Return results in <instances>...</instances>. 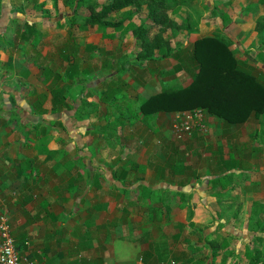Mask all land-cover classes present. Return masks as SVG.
I'll list each match as a JSON object with an SVG mask.
<instances>
[{"label": "crops", "instance_id": "obj_1", "mask_svg": "<svg viewBox=\"0 0 264 264\" xmlns=\"http://www.w3.org/2000/svg\"><path fill=\"white\" fill-rule=\"evenodd\" d=\"M226 1L231 15L236 7L232 6L234 0ZM222 3L207 0L206 9H220ZM248 3L243 8L244 17L233 19L239 26L247 17L256 15L250 29L264 37V32L254 30L262 18L261 12L264 14V5ZM197 5V0H192L176 13H169L178 23L188 19L190 28L184 32L193 42L214 29V24L205 22L198 13ZM214 18L220 20L219 16ZM10 19H1L0 36L8 22L20 26L25 18L23 12H18L15 19ZM25 20L21 26L35 23L32 18ZM21 30L24 26L17 32L18 39L28 43L17 45L23 56L16 49L0 50V195L6 203L17 250L43 264H198L201 260L204 264H212L213 260L220 264L222 259L224 264H249L247 251L253 249L254 237L264 238V230L255 223L258 218L264 221V143L259 149L255 144L259 138L264 142V125L258 123L249 130H239V124L223 125L206 114L205 121L211 126L209 135L195 130L188 146L198 147L199 153L205 146H214L206 166L203 160L196 170L189 163L172 160L173 153H178V140L164 115L175 112L157 113L147 119L140 115L133 126L146 134L147 147L139 151L142 155L149 153V159L142 161L139 157L126 163L118 156L111 162L112 167L101 166L104 174L96 173L94 151L100 147H90L99 133L94 132L98 126H93V122L102 116V110L106 116L113 105H119L117 120L122 123L118 126L124 131V127H130V110L135 108L139 114L138 102L145 99L137 95V90L146 89L145 80L140 79L142 69L136 65V85L127 84L130 69L119 75V68L125 63L119 68L114 66L124 54L120 48L119 52L112 50L117 55L107 45L103 48L107 38L94 27L83 28L76 36L68 30L66 41L50 55L47 47L39 48L45 36L37 27L36 45L34 40H22L18 34ZM180 32H174L175 36L181 38ZM122 38L132 39L133 44L132 36L112 40ZM97 57L99 63L94 64ZM70 63L76 69L67 77ZM48 68L51 72L46 75ZM63 87L70 90L65 95L79 98L78 102L71 110L52 112L49 88ZM108 87L118 89L126 99L114 103L101 100V92ZM132 87L136 93L130 98L125 92ZM94 94L99 96L98 108L92 110L91 118L82 113L91 106L79 109V104L81 98L88 103ZM251 119L263 118L253 115L248 121ZM61 121L68 126L64 131ZM35 124L44 126V133L49 136L46 146L38 140ZM135 130L125 133L124 142L138 135ZM121 146L124 147L123 142ZM125 150L131 156L137 151ZM199 166L204 167V172L199 171ZM108 167L127 171L130 188H124L122 180H114ZM255 202L263 207L257 213L252 209ZM255 248L261 250L259 263L263 264L264 239ZM215 251L217 255L213 257Z\"/></svg>", "mask_w": 264, "mask_h": 264}, {"label": "trees", "instance_id": "obj_2", "mask_svg": "<svg viewBox=\"0 0 264 264\" xmlns=\"http://www.w3.org/2000/svg\"><path fill=\"white\" fill-rule=\"evenodd\" d=\"M192 0H108L96 8L93 4L88 5V14L82 16V27H94L95 31L100 32L103 38L115 39L124 36H132L133 43L137 48L135 56L137 58L136 65L142 66L146 61H165L170 57L180 58L182 53L181 47L176 45L174 32L189 31L190 24L187 20L181 23L175 21L169 13H176L181 6L190 5ZM74 6L80 7L85 5L88 0H73ZM146 9V14L143 21H138L136 13ZM254 7V6H253ZM22 11H20L21 13ZM122 12L127 14L119 20H113L112 15ZM211 13L215 17H220V25L214 28L208 36L196 39L190 48V59L195 63V70L191 80L185 85H170L165 89H160L158 92L142 99L139 104V112L143 118L153 117L157 113L169 114L170 112L191 111L200 109L226 124L242 125L248 121L251 116H262L264 120V77L256 75L250 70L245 69L246 61L240 63V59L232 51L231 46L237 45L230 31L237 26L238 21L231 20L222 9L214 6ZM71 22L75 21L74 15L68 18ZM36 23L24 24V30L19 31V36L22 40L29 41L36 35ZM58 24H61L60 22ZM232 24L231 28H225ZM257 32H264V19H259L254 26ZM1 37V36H0ZM263 37V36H262ZM262 40V39H261ZM264 40V39H263ZM262 40V42H263ZM34 39V45L37 44ZM90 46L89 48H91ZM247 55V54H246ZM142 63V64H141ZM260 66V65H258ZM262 71V68L257 67ZM74 64L70 63L67 67L65 76L69 77L70 71L73 72ZM124 66L119 68L118 74L123 75L127 72ZM50 68L46 69V75H49ZM264 74V70L262 71ZM74 73V72H73ZM159 79V74L156 75ZM55 84V83H54ZM52 99V112L58 109L71 110L74 103L78 102L77 97L66 96L65 93L70 92L69 88H49ZM101 100L106 103H114L116 100L126 96L119 93L116 88H106L101 92ZM105 96V97H104ZM127 104V103H126ZM79 109H85L91 104L81 98ZM129 108L131 107L128 105ZM96 111L97 106H94ZM80 116V115H79ZM121 120H116L115 123H109L105 126L97 127L94 132L106 131L112 128L115 131V126L121 124ZM60 128L65 130L67 125L64 122H59ZM36 136L43 145H47L49 136L44 132V126L35 124ZM29 140L28 143H31ZM107 171L112 173L114 180H122L124 188L129 187L127 171L113 169L108 167ZM104 178V177H103ZM113 180V181H114ZM221 183V181H220ZM225 187V184H222ZM264 207V206H263ZM261 204L253 203L252 209L257 213L258 209H263ZM261 218L256 220L257 227L263 231L264 221ZM262 237H254V245L251 251H247L249 264H261V250L255 248V244L262 241ZM212 243H209L211 246ZM217 252H213V257H216ZM202 256H205L202 254ZM214 260L213 263L214 264ZM224 259L220 264H224ZM198 264H204L201 260ZM264 264V263H263Z\"/></svg>", "mask_w": 264, "mask_h": 264}, {"label": "rangeland", "instance_id": "obj_3", "mask_svg": "<svg viewBox=\"0 0 264 264\" xmlns=\"http://www.w3.org/2000/svg\"><path fill=\"white\" fill-rule=\"evenodd\" d=\"M219 1L223 2L222 4H220V7L222 8V11L230 17L231 20H234L233 16L236 17L235 20L239 18L241 19L242 17H244L243 8L245 7L246 2L247 3L249 2L250 4H257V5L263 4L264 5V0H247V1L246 0H234L233 3L232 2L231 3H232V6L235 5L236 7L232 9L233 11L231 12V15H229L228 3H224L227 1L226 0H219ZM90 3L96 6L97 9H99L101 5L107 2L106 0H88V2L85 5H82L76 8L74 6L75 2H73V0H0V8H1L0 9V25H2L3 23L1 19H6L7 17L11 19H15V13L22 11L24 18L25 19L32 18V21L36 23L35 26L37 27V31L39 29V32H41L42 35L45 36V38L43 39L44 43L39 48L42 50L44 47H47L49 51L47 55H50L52 52H54V50H56L55 47L57 45L59 46L60 44L61 46L63 42L66 41L68 30L72 32V34L74 33L75 36L80 34L81 29L79 28L82 27V23H83V20L81 17L82 16L84 17L88 14V5H90ZM206 3H207V0H197L198 5L196 8L198 9V13L203 15L205 22L209 20V23L214 24L213 27L216 28L218 25H220L221 21L218 19H217L218 21L215 20L216 19L214 18L215 16L209 13L211 8H207L208 9L207 10ZM237 4L239 6H237ZM10 7L12 8V10H10ZM62 11L64 12L63 14L61 13ZM259 11L261 12V10ZM136 14L137 15L135 16L137 20L139 22L143 21L144 16L146 14L145 7L143 8L141 12L139 13L137 12ZM256 14L259 15L258 11ZM72 15H74V18H75L74 22H71L68 19ZM126 15L127 14H124V13L122 14V12H119V13L113 14L111 17L113 20H119L122 18L123 19L126 18L125 17ZM262 15L264 16V14L261 12V15L259 17H262V19H264ZM25 19L21 20L20 23L23 24V22L26 21ZM247 19L248 20L244 22V25H239V26H236L234 29H232L231 27L232 24H231V25H228V27L226 26L225 28L232 29V31H230V34L232 35L235 42H237L239 47H237V45H232L231 49L236 54L238 59H240V63L241 64L244 63L246 59L248 58L247 61L245 62L246 63L245 69L250 70L256 75L262 76L263 78L264 74L262 71L264 70V51H262V49L264 48V46L261 47V44H264V40H263L264 37L262 36L260 37V35L254 34L253 31L250 29V26H253L254 24L256 15H253L252 17H247ZM58 20H60L59 22H63V24L55 23ZM16 21L17 20H14L13 22H16ZM51 21L53 22L51 23ZM21 24L20 26L16 25V23L12 24L11 22H8V24H6L7 27L3 29L4 31L1 33L2 35L0 37V50L5 48L10 51V48H11L13 51V49H16V52L18 53V55L23 56L22 55L23 52L20 50V48H18V46L21 44L22 45L26 44L27 46L28 43H24L23 41L19 40L17 37L18 30L20 28L23 29V26H21ZM67 27L70 29H68ZM184 31L185 30L179 33L181 35V38L180 37L176 38L177 40L176 45L180 46L182 50V53L180 54V59L170 57L168 60H165V61L159 60L156 63H152L151 61L149 62L146 61L143 64L141 63L142 66H139L140 64L138 65L143 71V73L140 76V79L143 81L145 80L144 87H146V89L137 88L139 89L137 90L138 92L137 95H139L141 98L149 97L150 95L158 92L160 89L162 88L165 89L169 87L170 85H181V86L185 85L191 80L192 74L195 70V68L191 67V65H194L195 63L190 59V48L192 46L193 40H192V37L190 35H187L186 32ZM204 33H206V30L204 31ZM261 39L263 40V42ZM30 40H31L30 43H33L32 40H34V38ZM102 42L103 41L101 39L100 44ZM133 44H132V39H129V38H124V39L122 38L118 41L106 39V44L102 43L103 48L106 45H107L106 47L107 49L111 48L110 51L113 53V55H117V54H115V52H113L112 50L114 49L118 50L119 48L121 52L124 54L122 57L118 58L117 64H115L114 66L115 68H119V66L122 65V62H123L125 63L123 64L125 68L130 69L129 71L130 75L128 77L126 76V79L128 80L127 84L129 85L131 82L132 84L135 83L136 85V79L133 73H135L136 70H138L135 64L137 60L135 56L137 48ZM117 52H119V50ZM93 61L92 62L94 64L99 63L98 57L94 58ZM0 63H1V60H0ZM257 67L262 68V71ZM107 73L108 72H106V74ZM158 74H159V79L156 76ZM125 93H127L128 96L130 95V98H131V96L135 97L134 93L136 92L134 88L132 87L130 90L126 91ZM98 98L99 96H97V94H94V97H92V99L88 102V103L92 102L90 103L91 107L88 108V112L86 113L82 111L83 115L89 114L91 118L93 117V113L92 114L90 113L92 112L93 108H95L94 106H97L96 104H97ZM140 103L142 102L141 101L138 102V104ZM118 108H119V105H113L111 109L108 111V114L106 116L104 115V112L102 110V116L97 118L96 121L93 122V126L99 127V126H105L106 124H109V123H115V121L118 118V114L120 113ZM134 109L135 108H132L130 110V113L132 116L129 122H131V125L130 127H126V128L124 127L125 131L122 130V127L120 128L118 125H116L114 127L115 128L114 132L111 131L112 128H108L106 129L105 132L102 131L100 133L95 134L96 135V137L94 138L95 140L93 141L90 147L96 148L97 144L99 145L98 147H100L98 151H96V149L94 151V154L96 155L94 163L95 165L98 166L97 167L98 171H96V173L104 174L102 173V171H105V170L101 166L110 165L111 162L116 160L118 156L121 157L122 161H126V163L132 161L133 159L139 160V157L141 158L142 161L149 159L147 157L149 153H144L143 155L142 153H140L142 149L147 147L148 141H147L146 134L139 133L137 130H135L138 127L133 126L134 122H138V118H140V115H141L140 113L138 114L137 112H135ZM204 114L206 115L208 113L204 112ZM97 116H100L99 113L97 114ZM164 116H165V119L167 120V124L170 130L175 134L174 135L175 139L178 140L177 145H176L178 148L177 149L178 153L177 151L173 153L174 157L172 160H180L181 162L189 163L196 170H198V164L204 160V163H205L204 167H205L208 154L210 153L211 148L214 145L212 146L210 145V147H206V146L204 147V145L200 146L204 148H203V153H199L198 147L188 146V142H191L193 134L179 135V133L174 132L173 130L174 124H176L177 120H179L178 117H176L175 114L164 115ZM215 119L218 120L223 125L226 124L217 118ZM75 123L76 122H74V124ZM203 123L205 124L204 130H203L205 132H201V135L207 136L209 135L211 126H209V124L204 119H203ZM258 123L260 125H264V120L263 119H251L248 121V124H245L243 126L239 125V130L240 129L249 130L251 128H254V126H256ZM90 125H92L91 122H90ZM133 130H135V132L138 135L136 137L133 136L132 140L127 138L128 139L127 142H124V140L126 139L125 137L126 134H129ZM195 130L200 132L199 127L194 126L192 129V133ZM63 131L61 130V133L63 134V136H66L64 135L66 133ZM220 139H221V135H220ZM210 140H211V137L208 138V143H207L208 145L210 143ZM262 141L263 140L259 138L257 142H255L258 149L259 147L263 148L261 147L262 144L264 143ZM122 142L124 143V147L121 146ZM218 142H220V140H218ZM128 148L137 149L136 154L133 151L134 153L132 154V156L129 155L128 154L129 150H125ZM126 155H129V156L127 157ZM159 156L162 158L161 154H159ZM110 166L112 167V165ZM199 167H200L199 171L204 172L203 170L204 167L203 166H199ZM191 224L194 225L195 222H191Z\"/></svg>", "mask_w": 264, "mask_h": 264}, {"label": "built area", "instance_id": "obj_4", "mask_svg": "<svg viewBox=\"0 0 264 264\" xmlns=\"http://www.w3.org/2000/svg\"><path fill=\"white\" fill-rule=\"evenodd\" d=\"M175 116L179 119L174 124L173 130L175 133H179V135L193 134L192 129L194 126L199 127L200 132H205L203 131L205 114L200 109L175 112ZM9 219L5 200L0 195V264H43L38 260L30 259L27 255H22L17 250L15 239L11 233ZM162 264H175V262L169 261Z\"/></svg>", "mask_w": 264, "mask_h": 264}]
</instances>
